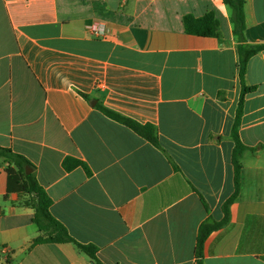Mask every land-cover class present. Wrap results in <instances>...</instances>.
<instances>
[{
  "label": "crops",
  "instance_id": "1",
  "mask_svg": "<svg viewBox=\"0 0 264 264\" xmlns=\"http://www.w3.org/2000/svg\"><path fill=\"white\" fill-rule=\"evenodd\" d=\"M244 9L247 42L264 45V0ZM211 12L220 37L186 32L185 16ZM239 62L224 0H0V147L35 166L55 219L99 248L94 261L71 243L34 244V210L7 194L0 157V264H197L207 220L222 225L205 264H264V50L247 65L249 149L224 212L236 192ZM98 105L155 125L161 148ZM67 158L90 174L67 171Z\"/></svg>",
  "mask_w": 264,
  "mask_h": 264
},
{
  "label": "trees",
  "instance_id": "2",
  "mask_svg": "<svg viewBox=\"0 0 264 264\" xmlns=\"http://www.w3.org/2000/svg\"><path fill=\"white\" fill-rule=\"evenodd\" d=\"M224 3L230 10L231 22L233 25V33L238 41L239 49V76L242 84V93L238 104L236 120L232 131V137L235 141V149L233 153V165L235 168V195L230 198L224 205L225 215L228 216L229 206L238 194L240 187L241 175V156L249 149L240 138V125L243 114L244 99L247 93L252 92L255 87H247L244 82L247 65L251 58L264 50L263 44H250L245 37L246 18H245V0H224ZM185 30L188 34L202 37H220L219 21L214 13H208L203 17L196 18L193 15H187L184 18ZM84 98L88 96L82 94ZM98 109L107 117L117 121L118 123L130 128L144 139L148 140L157 148H161L158 130L153 124H141L131 118L123 116L113 110H110L102 105H98ZM0 157H3L8 166L7 172V194L19 193L23 194L26 200L23 205L34 210L33 222L37 226L40 236L34 240V244L53 243L74 244L81 252L87 254L94 261H98L97 254L99 248L93 244H81L75 240L68 232L66 227L61 224L51 213L53 200L47 191L40 185L35 173V166L24 156L14 153L11 149L0 147ZM17 165L20 170L17 171L14 166ZM67 171H71L77 167H83L88 174L90 170L88 166L79 160L67 158L63 164ZM31 167L32 173L27 174L26 168ZM177 169V167H175ZM227 219V218H226ZM221 223H215L212 220H207L201 229L197 240V264H205L204 262V247L207 237L210 233L220 227Z\"/></svg>",
  "mask_w": 264,
  "mask_h": 264
},
{
  "label": "built area",
  "instance_id": "3",
  "mask_svg": "<svg viewBox=\"0 0 264 264\" xmlns=\"http://www.w3.org/2000/svg\"><path fill=\"white\" fill-rule=\"evenodd\" d=\"M90 28L93 34L97 37H104L106 35V30L103 27L101 28L99 26L92 25Z\"/></svg>",
  "mask_w": 264,
  "mask_h": 264
},
{
  "label": "water",
  "instance_id": "4",
  "mask_svg": "<svg viewBox=\"0 0 264 264\" xmlns=\"http://www.w3.org/2000/svg\"><path fill=\"white\" fill-rule=\"evenodd\" d=\"M14 168L17 170V171H19L20 170V168L17 166V165H15L14 166ZM32 168L31 167H27L26 168V172H27V174H30V173H32Z\"/></svg>",
  "mask_w": 264,
  "mask_h": 264
}]
</instances>
